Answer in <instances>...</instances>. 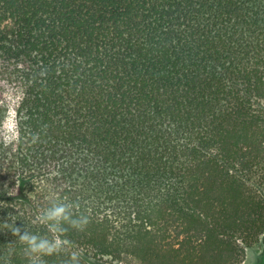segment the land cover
Listing matches in <instances>:
<instances>
[{"label": "trees", "instance_id": "1", "mask_svg": "<svg viewBox=\"0 0 264 264\" xmlns=\"http://www.w3.org/2000/svg\"><path fill=\"white\" fill-rule=\"evenodd\" d=\"M263 190L264 0H0V264L54 197L43 264H245Z\"/></svg>", "mask_w": 264, "mask_h": 264}, {"label": "clouds", "instance_id": "2", "mask_svg": "<svg viewBox=\"0 0 264 264\" xmlns=\"http://www.w3.org/2000/svg\"><path fill=\"white\" fill-rule=\"evenodd\" d=\"M74 207L78 208L79 206L66 202V198L62 200L59 197H54L52 198L51 206L44 209L37 217V221L46 225L48 232L52 234L51 239L47 236L33 234L28 230H24L23 234H21V228L16 226L13 214L10 215L12 223L5 221L3 226L7 227L14 236L19 238L21 243L26 245L24 252L29 264H43V256L61 251L68 243L60 238V234L66 231L63 224L67 223L73 228L83 230L88 223L87 217L73 218L72 209ZM37 221H34V223ZM71 264H79V256L75 252L71 254Z\"/></svg>", "mask_w": 264, "mask_h": 264}, {"label": "rangeland", "instance_id": "3", "mask_svg": "<svg viewBox=\"0 0 264 264\" xmlns=\"http://www.w3.org/2000/svg\"><path fill=\"white\" fill-rule=\"evenodd\" d=\"M104 262V264H112L107 260H104ZM245 264H264V235L261 237L258 244L247 250Z\"/></svg>", "mask_w": 264, "mask_h": 264}]
</instances>
